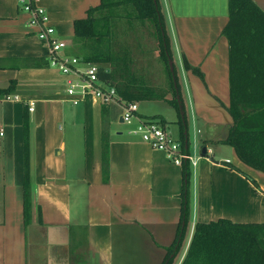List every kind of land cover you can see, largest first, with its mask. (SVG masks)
Wrapping results in <instances>:
<instances>
[{
    "label": "crops",
    "instance_id": "0c3cea01",
    "mask_svg": "<svg viewBox=\"0 0 264 264\" xmlns=\"http://www.w3.org/2000/svg\"><path fill=\"white\" fill-rule=\"evenodd\" d=\"M253 1L264 12V0ZM100 2L37 0L36 4L47 13L54 37L69 46L73 21ZM154 3L169 51L171 83L180 93L184 133L181 137L179 114L165 99L136 101L137 116L163 120L165 129L173 136L177 133L175 138L197 161L195 166L187 161L177 165L138 136L123 133L122 127L129 125L121 120L122 106L111 102L108 168L103 175L101 100L78 86L69 94L68 87L78 76L51 67L47 45L36 35L37 27L29 24V14L17 0H0V90L7 92L0 95V264H114L117 244L123 253L138 252L144 260L160 264L179 230L186 199L188 219L181 230L185 224L184 236L189 229V237L184 247L183 237L172 264L182 248L185 253L196 222L218 218L264 222V172L243 164L222 142L232 124L229 42L223 34L228 0ZM130 5L121 4L112 19L114 38L129 59L127 73L135 82L166 90L165 98L170 99L168 71L152 22L127 16ZM159 101L173 113L145 112V105ZM186 164L191 171L187 187ZM232 166L254 178L256 187Z\"/></svg>",
    "mask_w": 264,
    "mask_h": 264
},
{
    "label": "trees",
    "instance_id": "16d2710c",
    "mask_svg": "<svg viewBox=\"0 0 264 264\" xmlns=\"http://www.w3.org/2000/svg\"><path fill=\"white\" fill-rule=\"evenodd\" d=\"M131 5L127 16L148 19L152 22L163 65L168 71L170 99L165 98L166 90H157L145 83L135 82L128 75L129 59L123 47L115 40L112 29L114 12L121 4ZM223 34L229 42V92L228 111L232 117L229 133L222 142L231 146L237 158L246 166L264 172V12L253 0H228V22ZM70 55L84 62L98 65V76L112 85L118 96L126 101L144 99H165L179 114L181 137L184 125L180 120L181 102L179 90L172 86V72L168 61L167 43L161 33V24L154 0H101L90 7L86 16L73 21L70 41ZM187 68L190 67L185 63ZM7 92L0 90V95ZM155 118V117H154ZM102 121V172L108 168V103L101 104ZM27 116L23 120L24 139V207L28 215L29 144ZM164 121L161 120V123ZM251 181L257 183L247 173L232 166ZM191 171L186 164L183 168L185 187ZM188 200L182 207L179 230L166 250L160 264H172L184 237V226L188 219ZM184 221L183 229L181 223ZM179 264H264V222H234L218 218L208 222H196L193 232Z\"/></svg>",
    "mask_w": 264,
    "mask_h": 264
},
{
    "label": "built area",
    "instance_id": "2783aa9c",
    "mask_svg": "<svg viewBox=\"0 0 264 264\" xmlns=\"http://www.w3.org/2000/svg\"><path fill=\"white\" fill-rule=\"evenodd\" d=\"M19 8L29 14V24L37 27L36 35L44 41L48 48L49 64L63 74H76L77 82H71L68 93L71 94L78 86L82 93L89 92L103 103H120L121 117L129 125L128 133L138 136L151 148L165 153L173 163L180 165L187 161L195 166L197 158L190 155L180 140L170 134L156 118L138 117L137 104L134 101H122L115 88L98 76V65L84 62L80 58L64 53L68 44L54 37V28L48 24L45 10L38 6L37 0H17ZM76 102V101H74ZM28 110H33V102L29 103ZM136 119V123L133 120ZM210 152V151H209ZM228 163L229 160H226Z\"/></svg>",
    "mask_w": 264,
    "mask_h": 264
},
{
    "label": "rangeland",
    "instance_id": "374dc122",
    "mask_svg": "<svg viewBox=\"0 0 264 264\" xmlns=\"http://www.w3.org/2000/svg\"><path fill=\"white\" fill-rule=\"evenodd\" d=\"M136 104H137V106L140 105L138 103H136ZM145 106H146L145 112H149V113H152V114L156 113V112L163 111L164 109H168V111H170V113H173L172 108L166 102H163V101L150 102V103H148ZM189 126H190V132L193 133V125L190 123ZM196 128H194L195 129V133H196ZM128 130H129V127H125V126L122 127L123 133H128ZM173 134L175 136H177V133H173ZM196 136H198V135H196ZM213 148H214V146H213ZM199 150H200V146L197 145V150H196L197 154L199 153ZM188 237H189V229L186 231V234L184 236L183 247H184V245H186V243L188 241ZM184 250L185 249L182 248L181 251L179 252V254H178V255H180L179 258L183 255ZM114 251H115V262H114V264H153L154 262H156L155 259L148 260V261L144 260V257H140V256H143V255H140V253H138V252L131 251L129 253L128 252L123 253V252H121L120 247H119L118 244L115 246V250ZM162 254L164 255L165 251H163ZM178 255L176 256L173 264L177 263Z\"/></svg>",
    "mask_w": 264,
    "mask_h": 264
},
{
    "label": "water",
    "instance_id": "95a60500",
    "mask_svg": "<svg viewBox=\"0 0 264 264\" xmlns=\"http://www.w3.org/2000/svg\"><path fill=\"white\" fill-rule=\"evenodd\" d=\"M121 120L123 121L122 117H121ZM201 156H205V147L201 149Z\"/></svg>",
    "mask_w": 264,
    "mask_h": 264
}]
</instances>
